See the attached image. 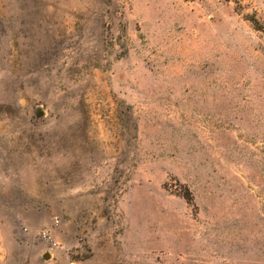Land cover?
Returning a JSON list of instances; mask_svg holds the SVG:
<instances>
[{
	"label": "rangeland",
	"instance_id": "rangeland-1",
	"mask_svg": "<svg viewBox=\"0 0 264 264\" xmlns=\"http://www.w3.org/2000/svg\"><path fill=\"white\" fill-rule=\"evenodd\" d=\"M251 18L264 0H0V264H264Z\"/></svg>",
	"mask_w": 264,
	"mask_h": 264
},
{
	"label": "trees",
	"instance_id": "trees-1",
	"mask_svg": "<svg viewBox=\"0 0 264 264\" xmlns=\"http://www.w3.org/2000/svg\"><path fill=\"white\" fill-rule=\"evenodd\" d=\"M251 21H252V23H253L255 29L264 32V25H263V24L259 23V21H257V20L254 19V18H251Z\"/></svg>",
	"mask_w": 264,
	"mask_h": 264
},
{
	"label": "water",
	"instance_id": "water-1",
	"mask_svg": "<svg viewBox=\"0 0 264 264\" xmlns=\"http://www.w3.org/2000/svg\"><path fill=\"white\" fill-rule=\"evenodd\" d=\"M42 111L40 110V109H37L36 111H35V115H36V117H40V116H42ZM50 257V254L49 253H46L45 255H43V259H48Z\"/></svg>",
	"mask_w": 264,
	"mask_h": 264
},
{
	"label": "built area",
	"instance_id": "built-area-1",
	"mask_svg": "<svg viewBox=\"0 0 264 264\" xmlns=\"http://www.w3.org/2000/svg\"><path fill=\"white\" fill-rule=\"evenodd\" d=\"M43 238L46 239V240H48V237L46 235V232H43Z\"/></svg>",
	"mask_w": 264,
	"mask_h": 264
}]
</instances>
